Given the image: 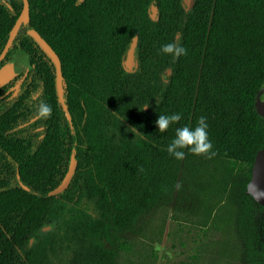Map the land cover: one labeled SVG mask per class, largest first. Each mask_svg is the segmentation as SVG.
<instances>
[{
	"label": "trees",
	"instance_id": "1",
	"mask_svg": "<svg viewBox=\"0 0 264 264\" xmlns=\"http://www.w3.org/2000/svg\"><path fill=\"white\" fill-rule=\"evenodd\" d=\"M26 2L28 20L3 59L20 52L26 68L0 86V264H115L125 234L174 195L199 226L226 219L244 264H264V222L255 217L264 207L245 194L264 150V114L255 110L264 0H194L188 11L181 0ZM21 7L0 0V51ZM34 35L58 60L64 109ZM132 39L136 69L125 71ZM172 42L187 55L160 52ZM41 101L51 106L47 119L35 115ZM176 112L181 120L159 133L158 116ZM201 116L217 154L169 156L176 128ZM71 152L70 181L50 195Z\"/></svg>",
	"mask_w": 264,
	"mask_h": 264
},
{
	"label": "rangeland",
	"instance_id": "2",
	"mask_svg": "<svg viewBox=\"0 0 264 264\" xmlns=\"http://www.w3.org/2000/svg\"><path fill=\"white\" fill-rule=\"evenodd\" d=\"M23 58L14 52L0 62V86L26 68ZM175 197L138 219L123 237L125 247L115 264H244L241 242L226 219L215 227L210 223L199 226L190 207L176 203ZM255 217L264 222V212L258 211Z\"/></svg>",
	"mask_w": 264,
	"mask_h": 264
},
{
	"label": "water",
	"instance_id": "3",
	"mask_svg": "<svg viewBox=\"0 0 264 264\" xmlns=\"http://www.w3.org/2000/svg\"><path fill=\"white\" fill-rule=\"evenodd\" d=\"M22 1V7L21 10L16 17L9 33L8 37L6 39V42L0 51V62L4 58L8 48L11 45V42L13 38L15 37V34L19 28L20 25L26 24L28 20V7H27V2L26 0H21ZM194 0H181V6L184 11H188L189 8L192 5V2ZM156 10H155V5L150 6V16L153 18L155 16ZM34 40L36 43L40 46V48L43 50V52L46 54V56L50 59L54 66V73H55V91H56V97L58 100V103L61 105V107L64 109V102H63V96H62V83H61V77H60V69H59V64L56 56L54 53L51 51V49L41 40L39 39L36 35H34ZM135 39H132L127 50L125 53L124 61H123V66L125 71H134L136 69V64L133 61V50L135 47ZM167 73V71H166ZM256 105V113L261 116L264 114V96L259 100L255 101ZM75 169V159L73 157V153L71 152L70 157H69V164L67 167V171L60 183L59 186H57L53 191H51L49 194L50 195H55L60 192H62L66 186L68 185L70 178L74 172ZM245 194L250 196L251 199L259 206L264 207V150H259L255 153L253 162L251 165L250 169V177L249 181L247 182L245 186ZM51 228V226H47L43 228V231H47Z\"/></svg>",
	"mask_w": 264,
	"mask_h": 264
},
{
	"label": "clouds",
	"instance_id": "4",
	"mask_svg": "<svg viewBox=\"0 0 264 264\" xmlns=\"http://www.w3.org/2000/svg\"><path fill=\"white\" fill-rule=\"evenodd\" d=\"M160 52L164 55H170L173 60L187 55V49L175 42L164 44ZM27 61L28 57L24 56L22 63L26 65ZM147 107L148 104L142 110ZM51 112V106L41 101L36 106L35 115L37 118L47 119L51 116ZM181 118L182 116L178 112L159 115L155 121V125L159 133H165L171 125L177 124ZM208 127L206 118L201 116L194 128L189 126L176 128L174 138L166 147L168 155L174 157L176 160H182L185 156V150H187L193 155H207L209 158L214 157L217 153L212 151L213 145L208 137ZM126 131L133 133L134 136H142V134H138L135 127L126 129Z\"/></svg>",
	"mask_w": 264,
	"mask_h": 264
},
{
	"label": "flooded vegetation",
	"instance_id": "5",
	"mask_svg": "<svg viewBox=\"0 0 264 264\" xmlns=\"http://www.w3.org/2000/svg\"><path fill=\"white\" fill-rule=\"evenodd\" d=\"M3 59H4V58H3ZM3 59H2V60H3ZM263 96H264V92H263V94H261V96H260L259 100H260V99H261Z\"/></svg>",
	"mask_w": 264,
	"mask_h": 264
}]
</instances>
